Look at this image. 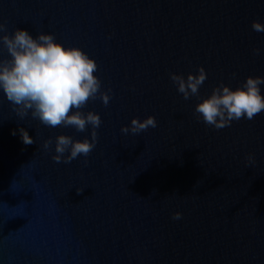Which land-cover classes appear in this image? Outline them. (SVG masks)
<instances>
[{"label":"water","instance_id":"95a60500","mask_svg":"<svg viewBox=\"0 0 264 264\" xmlns=\"http://www.w3.org/2000/svg\"><path fill=\"white\" fill-rule=\"evenodd\" d=\"M33 36L50 32L65 46L93 58L107 106L97 98L83 111L99 113L97 143L87 157L56 163L44 140L60 134L90 137V129L47 128L21 120L0 95V264H19L69 218L153 155L199 127L195 97L184 100L169 73L195 72L207 79L201 95L221 81L236 87L245 77H264V0H0V22ZM3 53L0 52V56ZM235 74V75H233ZM264 89V85L261 86ZM156 119L140 134L120 129L131 119ZM24 127L34 143L25 145ZM79 192V193H78Z\"/></svg>","mask_w":264,"mask_h":264},{"label":"clouds","instance_id":"9594fccd","mask_svg":"<svg viewBox=\"0 0 264 264\" xmlns=\"http://www.w3.org/2000/svg\"><path fill=\"white\" fill-rule=\"evenodd\" d=\"M251 28L262 33L264 23L253 21ZM262 51L261 48L252 50L255 56ZM0 52L3 53L0 56V95L11 110L21 120L30 116L47 128L72 127L77 132L90 129L91 138L74 139L60 134L54 139L49 137L41 145L45 152L53 153L52 160L56 163L69 164L83 156L87 165V157L97 143L95 130L101 118L99 113L82 109L89 100L99 98L107 106L111 99V89L101 90V81L94 74L98 70L96 61L80 47L65 46L50 32L33 36L27 29L16 27L9 33L6 21L0 22ZM169 78L184 100L196 98L194 115L208 127L219 130L242 118L251 122L264 113L261 87L264 77L249 75L234 88L221 81L207 95L200 93L207 79L202 66L186 76L171 72ZM156 126L153 116L143 120L133 118L120 131L138 135ZM17 132L23 144L34 143L24 127L13 129L11 134L15 136ZM246 160L254 163L251 154ZM180 218L179 213L172 216L173 220Z\"/></svg>","mask_w":264,"mask_h":264}]
</instances>
